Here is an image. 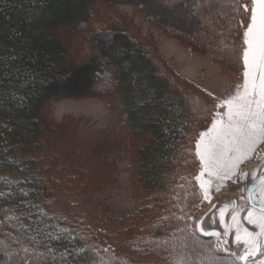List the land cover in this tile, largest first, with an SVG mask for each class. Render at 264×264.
I'll use <instances>...</instances> for the list:
<instances>
[{
	"label": "trees",
	"instance_id": "obj_1",
	"mask_svg": "<svg viewBox=\"0 0 264 264\" xmlns=\"http://www.w3.org/2000/svg\"><path fill=\"white\" fill-rule=\"evenodd\" d=\"M95 5L106 10L130 5L169 36L216 62L222 74L233 79L242 76V60L238 63L224 51L242 39L238 27L227 32L230 8H225L228 18L208 16V27L214 29L209 34L197 31V22L187 16L189 9L197 7L192 0L181 13L165 10L156 0H0V173L20 169L22 161L30 167L21 169L25 182L11 183L0 195V239L8 243L6 253L11 254L9 259L0 252V264L5 260L16 264L21 257L37 253L43 254L40 264H160L157 256L153 263L121 251L104 235L91 238L93 230L77 219L71 205L67 207L70 214L63 210V195H76L70 203L85 204L88 197L118 186L115 159L120 151L125 155L131 150L135 163L130 173L146 194L145 203L114 226L147 232L156 246L155 241L167 240L164 246L179 249L182 256L200 255L184 247L185 234L177 230L183 224L164 217L180 215L182 209L192 217L202 202L192 195L200 191L194 179L200 169L195 144L211 117L222 110L206 113L204 102L211 107L219 101L204 86L183 76L154 37L140 33V25L127 13L92 33L98 45L94 56L75 61L59 30L89 22ZM238 18H243V12ZM216 33H224L227 43ZM89 96H101L111 112L119 113L126 129L123 134L115 137L106 127L80 119L54 121L46 112L53 98ZM194 98L200 110L191 104ZM27 200L66 230L52 247L38 249L7 215L10 204ZM169 259L168 264L178 261L173 256Z\"/></svg>",
	"mask_w": 264,
	"mask_h": 264
},
{
	"label": "rangeland",
	"instance_id": "obj_2",
	"mask_svg": "<svg viewBox=\"0 0 264 264\" xmlns=\"http://www.w3.org/2000/svg\"><path fill=\"white\" fill-rule=\"evenodd\" d=\"M108 8L109 9L106 10L103 5H95L93 17L89 22L81 26H63L59 30L61 39L65 43L68 53L75 61L81 62L94 56L98 52V45L92 33L104 27L106 28L109 23L115 21L116 18L123 17V15L127 13L133 16L137 24L140 25V29L138 28L140 33L144 32L154 37L160 51L167 60L175 65L178 71L179 69L190 67L191 64L195 68L199 67L206 61V66L199 72L198 81L201 83H199L200 85L206 82L212 83L209 92L216 96L219 103L234 95L237 86L242 84V76L239 79H233L224 74L220 76L219 72H211L209 75H206L207 66L215 70L220 68L219 65L214 61H207L204 55L192 50L187 44L177 38L169 36L168 33L166 34L159 26L154 25L144 17V14H140L139 12L136 13L132 6L114 5ZM110 11L111 14L109 13ZM221 109L222 110H219L220 112L226 111V108ZM46 112L54 121H62L70 118L90 121L97 124V126L106 127L108 131H113L115 137H118L119 134H123V132L126 131L125 127L121 126L119 113L117 111L111 112L108 102L101 96H89L78 99L53 98L48 102ZM210 126L211 122L208 127ZM207 128L203 131H206ZM198 139L199 136L197 137V140ZM130 152L131 153L123 155V151H120L117 158L115 159L114 157L117 166L116 173L118 177L116 181L118 186L107 189L101 195H95L92 198L88 197L89 201L85 200V204L75 201H71L70 203V200L76 195H63L61 202L64 204V207H66L63 210L70 214L71 211L69 208L67 209V207L71 205L70 208L74 209L77 219L86 223L90 229L93 230L90 233L91 238L104 235L109 242H116L119 247L118 249L130 255L141 256V258L148 259V261L153 263L156 262V260L152 258L157 256L159 257L160 264H168L170 256L178 258L179 262L177 261L176 264H180L181 259L184 260V264H193V262L194 264H212L209 253L204 247L196 249L200 252L197 258L193 256V254L187 257L183 253L182 256V254L179 253V249L176 251V248H174V250L170 251L166 246L151 244L149 242L150 235L147 232L140 233L137 228L126 230L122 227L118 228L114 226V222L123 218L125 215L133 213L136 208H139L145 203L146 194L141 192L137 183H135L134 175L130 173V169L133 168L135 163L133 151L131 150ZM258 152H260V155L256 167H245L247 162L258 158L255 154L252 155L251 159H246L239 165V171L248 174L244 179L237 182L227 180L223 182V186L220 187L219 191H215L214 188L216 185H213V189L210 190V199L208 201L202 200V202L198 204L196 210H193L191 217L192 224L194 225L193 227L203 219L202 228L204 230H209L211 228L220 230L222 238L228 241L226 247L238 254L242 251L243 246L237 247L234 243L235 229L229 231L226 237L223 236V233L225 227L232 223V211L230 207H232L234 199L238 202L237 207L243 209V211L240 212L241 225L247 227L250 231L257 230L253 225H249L244 217L247 215V209L250 206L249 186L257 182L264 174V151L258 149ZM20 160H23V157H21ZM21 163L20 169L11 168L9 172L0 173V195L7 192V186L11 183L20 180L25 182V171H21V169L22 167H30L24 161ZM201 170L200 165L198 175H200ZM253 173H255V177H253ZM202 179L208 180L209 177L205 174ZM241 197H243V199ZM253 198L259 199V193L253 194ZM218 200L221 201L220 207L208 213V210L212 208L210 206ZM226 205L227 209L225 211L224 221L221 223L219 212L220 209L224 208ZM108 207L109 209H107ZM6 210L9 218L15 221L20 227L19 230L35 241L37 244L36 247L40 250L46 249L47 246L52 247L56 240L53 239V237L60 236L61 231L65 230L63 226L58 225L55 221V223L53 222L52 215L49 214V218L43 209H40L28 200L12 203ZM68 213H66V215H68ZM100 229L104 230L102 234L100 233ZM0 237L2 236L0 235ZM203 237H200L201 245H207L209 242H214L215 240L214 237ZM8 247V243H3L0 239V252L2 254L4 253L3 256L6 258H9L5 255ZM220 255L224 256L226 254L221 253ZM230 259L229 257V260ZM226 263L227 261L224 262V264Z\"/></svg>",
	"mask_w": 264,
	"mask_h": 264
},
{
	"label": "snow or ice",
	"instance_id": "obj_3",
	"mask_svg": "<svg viewBox=\"0 0 264 264\" xmlns=\"http://www.w3.org/2000/svg\"><path fill=\"white\" fill-rule=\"evenodd\" d=\"M192 2L196 3L197 7L189 9L187 16L197 22V31L204 30L209 34L214 32V29L210 30L208 27V16L214 13L218 18H228L229 13L225 11V8L231 9L227 32L232 33L237 27L242 30L240 42L224 49L230 52L236 62L239 63L242 60V84L237 86L234 95L219 104L209 107L208 102H204L202 110L206 113L210 114L215 108H226V111H217L211 117V126L199 134V139L195 144V155L199 158L202 170L200 175L194 178L199 181L200 191L199 193L193 192L192 195L194 198L208 201L213 185H216L214 190L219 191L223 182L227 180L237 182L244 179L248 174L240 172L239 165L244 160L251 159L254 154L259 156L258 149L264 151L262 148L264 146V0H246V2L242 0H192ZM156 3L167 11L181 13L189 0H156ZM240 12H243L242 19L238 18ZM232 20H236V23L233 24ZM216 34L224 37V33ZM223 43H227L226 37ZM191 104L196 105V110H200L198 99L194 98ZM205 174L209 177L208 180L202 179ZM248 192L250 193V206L244 219L257 230L250 231L241 225L240 212L243 209L236 207L233 201L232 223L225 227L223 233L226 237L229 231L235 229L234 243L237 247L243 246L239 254L226 247L228 241L222 238L221 233L203 231L199 223L195 227L188 223L191 216L183 209L182 214L173 213L170 217H164V220L183 224V227H178L177 230L185 234L184 247L191 248L193 252L199 247H204L209 253L212 264H224L225 261L228 264H241V262L242 264H264V175L260 177L258 184L248 189ZM255 193H259V199L253 198ZM179 206V204L176 205V207ZM226 209L227 205L220 209L221 223L224 221ZM200 234L214 237L215 240L207 245H201ZM53 239H59V237H53ZM155 243L158 246H164L168 241L157 240ZM23 251L28 252V249L25 248ZM104 251L107 252L108 249ZM52 252L53 250L49 248V253ZM221 253L226 255L221 256ZM5 255L11 259L10 253H5ZM42 255V253H37L36 257L28 259L21 257L16 264H40L38 258ZM4 264H9V261L5 260ZM180 264H184L183 259Z\"/></svg>",
	"mask_w": 264,
	"mask_h": 264
},
{
	"label": "crops",
	"instance_id": "obj_4",
	"mask_svg": "<svg viewBox=\"0 0 264 264\" xmlns=\"http://www.w3.org/2000/svg\"><path fill=\"white\" fill-rule=\"evenodd\" d=\"M207 61H209L208 59H207ZM206 66V61L203 63V65H200L199 67H194V66H192V64L190 65V67H188V68H183V69H179V71H180V73L183 75V76H185V77H187V78H189V79H191V80H193V81H195V82H197V83H200L199 81H198V77H199V72H200V70H203L204 69V67ZM206 75H209L211 72H219V75L220 76H223V74H222V72H221V70H220V68H217V69H215V70H213L212 68H209L208 66L206 67ZM216 76H217V74H216ZM208 77V76H207ZM221 78V77H220ZM221 79H223V78H221ZM201 84V83H200ZM204 84V85H203ZM202 85L204 86V87H206L207 89H208V91L210 90V87L212 86V83H208V82H206V83H202ZM263 148H264V146H263ZM257 160H259V156H258V158H256V159H253V160H251V161H249V162H247L246 164H245V167H250V168H253V167H256L257 166Z\"/></svg>",
	"mask_w": 264,
	"mask_h": 264
},
{
	"label": "water",
	"instance_id": "obj_5",
	"mask_svg": "<svg viewBox=\"0 0 264 264\" xmlns=\"http://www.w3.org/2000/svg\"><path fill=\"white\" fill-rule=\"evenodd\" d=\"M264 175V174H263ZM260 179V178H259ZM259 179L257 180V182H255L254 184H258L259 183ZM254 184H251L250 186H249V188L250 187H252ZM250 196V195H249ZM213 210V208H210L209 210H208V213L210 212V211H212ZM202 221H203V219H201V221L200 222H198L199 223V226H200V228L201 229H203L202 228ZM203 231H207V232H211V231H216V232H219V233H221V231L220 230H218V229H215V228H211V229H209V230H204L203 229ZM206 237H208V236H206Z\"/></svg>",
	"mask_w": 264,
	"mask_h": 264
},
{
	"label": "flooded vegetation",
	"instance_id": "obj_6",
	"mask_svg": "<svg viewBox=\"0 0 264 264\" xmlns=\"http://www.w3.org/2000/svg\"><path fill=\"white\" fill-rule=\"evenodd\" d=\"M257 165H258V164H257ZM233 201L235 202V206L237 207V204H238L237 200L234 199ZM220 204H221V201L218 200L217 202H214L213 205H211L210 207H212L213 210H216L218 207H220V206H219ZM232 209H233V204H232V207H230V210H231V211H232ZM228 212H230V211H228ZM210 227H211V226H210Z\"/></svg>",
	"mask_w": 264,
	"mask_h": 264
}]
</instances>
